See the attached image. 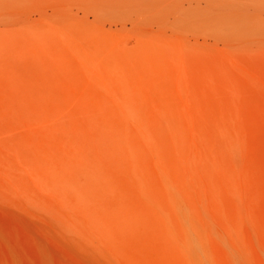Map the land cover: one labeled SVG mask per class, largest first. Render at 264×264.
<instances>
[{"label": "rangeland", "instance_id": "1", "mask_svg": "<svg viewBox=\"0 0 264 264\" xmlns=\"http://www.w3.org/2000/svg\"><path fill=\"white\" fill-rule=\"evenodd\" d=\"M0 264H264V0H0Z\"/></svg>", "mask_w": 264, "mask_h": 264}]
</instances>
